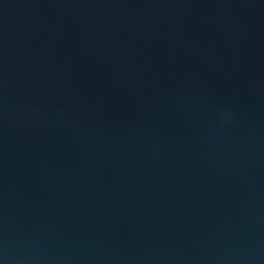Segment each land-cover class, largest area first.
Segmentation results:
<instances>
[{"label":"water","instance_id":"obj_1","mask_svg":"<svg viewBox=\"0 0 264 264\" xmlns=\"http://www.w3.org/2000/svg\"><path fill=\"white\" fill-rule=\"evenodd\" d=\"M0 264H264V164L1 255Z\"/></svg>","mask_w":264,"mask_h":264}]
</instances>
